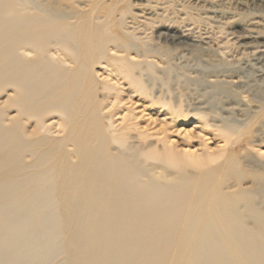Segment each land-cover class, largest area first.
Instances as JSON below:
<instances>
[{"label": "bare ground", "instance_id": "1", "mask_svg": "<svg viewBox=\"0 0 264 264\" xmlns=\"http://www.w3.org/2000/svg\"><path fill=\"white\" fill-rule=\"evenodd\" d=\"M79 10L0 0V264H264V223L252 231L234 208L253 197L215 188L223 147L186 150L166 128L146 144L130 116L114 125L144 87L122 60L123 97L94 85L112 35Z\"/></svg>", "mask_w": 264, "mask_h": 264}, {"label": "rangeland", "instance_id": "2", "mask_svg": "<svg viewBox=\"0 0 264 264\" xmlns=\"http://www.w3.org/2000/svg\"><path fill=\"white\" fill-rule=\"evenodd\" d=\"M63 1L69 8L80 9L82 21H88L85 26H100L112 35L105 58L88 70L94 85L108 83L114 86L112 93L123 97V68L117 66L122 60L134 66L144 87L141 96L133 94L129 102L118 104L114 125L123 115L130 116L134 140L146 144L157 142L163 137L159 129L166 128L169 141H177L183 149L205 154L209 147H223L211 164L218 165L215 188L226 196L253 197L251 209L243 201L234 208L248 228L257 231L264 223V3ZM253 20L257 23L252 25ZM107 59H113L110 66ZM106 94L96 88L94 99L109 108L112 99ZM163 117L174 120L167 125ZM213 132L217 137H212Z\"/></svg>", "mask_w": 264, "mask_h": 264}]
</instances>
